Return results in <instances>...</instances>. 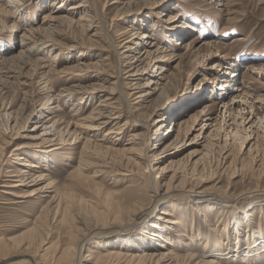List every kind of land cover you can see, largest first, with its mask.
<instances>
[{"label":"rangeland","instance_id":"374dc122","mask_svg":"<svg viewBox=\"0 0 264 264\" xmlns=\"http://www.w3.org/2000/svg\"><path fill=\"white\" fill-rule=\"evenodd\" d=\"M18 1L21 2L19 11L11 14L8 0H0V56L14 58V62H10L13 68L23 66L18 71L22 78L10 80L0 94L2 243L21 240L26 243L30 229L37 228L45 234L40 257L54 264H63L65 258H56L55 255L71 242L76 259L80 254L84 258L81 264H86L89 251L96 248L106 250L116 246L118 249L122 247L120 242L132 239L130 249L135 252L161 250V244L166 246L165 240L161 239L168 237L175 245L171 249L179 253L180 259H185L179 264H186L188 255L201 253V244L207 236L219 234L224 241L226 230L231 236L230 250L236 249L238 244L245 247V235L250 229L247 214H250L249 220L254 226L259 224L256 229L260 228L264 234V0H120L112 5V0H86L87 13L91 16L97 14L98 23L94 20L90 23L93 30H85L89 22H82L79 26L55 23L47 29L56 44L55 49L47 48L29 58L31 61L26 60L25 65L20 61H24L27 55L20 57L19 54L25 50L20 47L22 36L32 39L26 30H36L38 26L44 28V16L59 15L53 13L58 10L57 6L60 5V12L67 15L71 11L68 8L83 0ZM53 2L57 3L53 5L55 7H51ZM217 3L222 5L217 6ZM82 14L83 11H78L71 17L76 20ZM176 24L179 28L175 31L169 29ZM188 25L191 28H187ZM137 28L146 35L144 39L133 40ZM128 40L131 42L125 44ZM134 41L139 45H134ZM113 45L129 46L132 51L121 48L115 54ZM146 50L153 53V60L144 59ZM54 54L58 58L54 61L57 73L50 75L48 68H42L53 64ZM132 57H138L139 61L132 63ZM73 62L97 63L91 65L89 72H82L79 78L65 76L62 73L64 67ZM118 69L121 74L116 80ZM132 71L138 76L129 77ZM143 71L145 73H141ZM155 75L162 79L152 77ZM45 81H48L49 91L41 85ZM147 81L153 95L146 100L140 99L139 89L135 88ZM115 83L122 92L129 94L128 102L119 95ZM74 85L103 88L91 94L85 105L79 106L78 118L86 117L101 98L112 97L109 95L112 92L114 112L118 117L114 122L116 125L107 126L97 134L81 135L79 139L72 134L64 135L66 145H57L58 141L52 137L42 146L41 134L47 116L37 123L29 120L30 113L40 105H46L47 99H53L62 89ZM128 87L132 89L127 90ZM78 98L72 96L55 105V116L62 121L61 128L66 129L68 124L75 122L71 115L76 112H70V107ZM157 105L159 109L154 117L151 112ZM202 112L208 113L210 118L205 119ZM163 116L167 119L158 134L162 122L153 121ZM136 119L148 120L149 131L137 128ZM180 120L188 121L186 127H178ZM14 122L17 127H13ZM114 128H118L121 135L104 136L108 130L116 131ZM133 135L141 140L131 141ZM177 136L179 140L174 142ZM86 139L91 142L84 148ZM37 145L43 148L35 147ZM17 146L19 151H13ZM55 147L58 149L50 151ZM130 148L131 154L124 151ZM142 152L155 158L150 168L146 167ZM18 156L24 157L23 161L40 164V169L34 172L42 170L47 181L39 185L51 182L53 189L60 194L59 197L57 193V199L60 198L58 222L45 223L38 219L40 210L35 205L46 201L41 199V193L22 205L10 204L15 198L3 192L7 191L3 185L14 179L13 172L23 168L16 163ZM78 165L81 177L75 172ZM161 167L168 171L164 179L160 178L164 175H161ZM172 174L174 178L166 189L163 185ZM24 180L25 184H30L31 175ZM127 182L142 186V189L134 188L133 199L125 196L123 187ZM39 185L23 186L13 193L37 189ZM164 191L169 192L170 197L159 202L155 193L163 194ZM201 194L214 195L221 202L196 200ZM136 197H140L146 206L159 202L150 220L161 218V211L168 210L172 220L179 224L167 226L156 220L155 224L162 228L160 230L152 229L150 226L154 222L148 221L131 226V217L128 216L129 222L128 217L124 219L128 209L123 208L128 202L137 200ZM56 202L51 206L55 207ZM120 204L122 210L117 209ZM248 205L250 207L246 208ZM244 208L249 210L248 213ZM62 212L74 215L70 224L67 223L68 214L62 218ZM236 225L238 230L235 232ZM98 226L102 227L99 235L91 237L82 250L76 249L81 237ZM151 231L159 236L140 248L137 239ZM188 238L196 243L189 245ZM180 240L189 241L185 246L186 243ZM2 259L0 252V261ZM35 260L38 264H46L39 257ZM229 263L264 264V248L255 260L246 263L243 258H234Z\"/></svg>","mask_w":264,"mask_h":264},{"label":"bare ground","instance_id":"6f19581e","mask_svg":"<svg viewBox=\"0 0 264 264\" xmlns=\"http://www.w3.org/2000/svg\"><path fill=\"white\" fill-rule=\"evenodd\" d=\"M119 2H120V0H112V2L110 4L111 5L112 4H118ZM55 3L56 2H53L51 7L53 5H55ZM20 5H21V2L18 0H8L7 7H9V9L13 12L11 14H16L19 11ZM216 5L220 6L222 4L217 3ZM53 7H55V6H53ZM57 7H58L57 8L58 10L57 11L54 10L55 12H53V13H57L59 15L53 16V15L47 14L46 16H44V18H43V25L45 24L44 28H39V26H38V28H36V30H30V31L26 30L27 33H30V36L32 37V39H30L29 37H26L25 35L22 36L23 38H22L20 47L25 48V50L24 51L20 50L21 52L19 55H20V57H24L23 54L27 55L26 57H24V61H20V63L22 65L27 64L28 61L26 62V60H30L29 58H31L34 55H38L39 53H42L47 48H54L55 49L56 44H54V42H53L54 40H52L51 34H49L50 32L47 33V29L52 28L55 23L66 22V23H69L72 25H78L79 26V24H81L82 22H89L88 23L89 25H85V30L86 31L93 30L92 27H94V26L90 23H93L94 21H96L95 17H97V14H94L93 16H91L87 13L88 11L86 10V8H88V3L86 0H83V1L79 2L78 4H75V5L71 6L70 8H68V9H71V11L68 12L69 15L68 14L66 15V14L60 12V9H59L60 5ZM78 11H83V14L78 19L74 20L71 17V15H74ZM170 23H173V22L171 21ZM178 26L179 25H177V24L172 25V28H169V29H172V31H175ZM100 27H101V25H100ZM174 27H175V29H174ZM186 27L191 28L190 25H188ZM133 30H135V29L133 28ZM51 33H53V32H51ZM42 34H43V36H42ZM34 35H37V37H35ZM145 37H146V35L143 32H140L139 28H137V30L133 34V40H135V39L140 40V39H144ZM235 41H238V40H235ZM130 42H131V40H128L127 42H125V44L130 43ZM134 45L138 46L139 44H138V42H135ZM111 47H112V51L115 54H117L121 48H123L126 51H132V49L129 48V46H120V45L114 46L113 45ZM158 49H160V47H158L157 50ZM152 54L153 53L150 50L144 51V59H150L151 60ZM155 54H156V52H155ZM54 55L55 56L51 60V63H53V64H51V65L49 64L48 67L44 66L42 68V69L48 68L49 69L48 73H50V75L57 73L55 68H54V67H56L54 65V64H56L54 61H57L58 58H57L56 54H54ZM163 55L164 54H162V56ZM123 57L125 59H127L126 58L127 56H123ZM13 59L14 58H12V57L7 58L5 56H0V94H1V91L5 87H7V85L10 84V82H9L10 80H13V79L16 80L17 78L22 76L19 74L18 71L23 66L21 68L20 67L18 68V66H15V68H13L10 65V62L11 63L14 62ZM131 60H132V63H135V62L137 63V61H139L138 57H137V59L132 57ZM41 61H42V59H41ZM73 63H70L64 67L62 73L65 74V76L71 75L73 77L79 78V76H81L82 72H85V73L89 72L91 65L93 66V64H94V66H95V63H97V62H95L93 64L92 63L86 64L85 62H78V64H76V63L73 64ZM128 63H130V62H128ZM131 73L132 74H130L129 77L138 76V73L136 71H132ZM141 73H145V72L143 71ZM120 74H121V70L118 69L116 80H118V77L120 76ZM47 75H45V77ZM160 76H161V74H160ZM160 76L155 75L152 77H154L158 80V79H162ZM40 84H41V82H40ZM41 85H44V88L49 91V89L47 88V86L49 85L48 81H45ZM110 85L114 86V83H111ZM115 87L117 88L119 95L125 100V102H128L129 94L122 92L120 86H118V83H117V85L115 83ZM102 89L103 88H101L100 86H96V85L95 86L94 85H87V86L74 85V86H70V87L67 86V88L62 89L56 96H54L53 99H52V97L47 99L48 101H47L46 105H40L38 108L33 110L29 115V120H33L34 122L38 123L39 120H41L42 118L47 116L45 123L43 125V128H44L43 132L44 133L41 134L43 136L42 141H41L43 144H41V145L42 146L46 145L47 142H50V138H52V137L56 138V141H58L57 145H59V144L66 145V141H65L66 139L64 138V135L69 136L72 134L73 136H75L76 139H79V136H81V135H84V134L87 135L88 133L97 134L100 130L104 129L107 126L116 125V123H114V122L116 120H118V117L115 116L116 114L114 112V109H116V108H114L115 106L113 107V102H112L113 94H112V92H110V94H109L112 97L106 96V97L101 98L100 103L97 106L92 107L90 109V112L87 114L86 117L78 118L79 117V111H80L79 106L85 105L87 103L88 99L91 98V96H90L91 94L95 93L96 90L101 91ZM129 89L131 90L132 88L128 87L127 90H129ZM135 89H139L138 93H140V94H139L138 98H140V99L146 100L148 97L153 95L149 91V89H150V82L149 81L145 82L143 84V86L135 88ZM6 90H4V91H6ZM152 91H155V90H152ZM72 96L79 97L78 98L79 100L77 102H74L70 107V112H74V111L76 112L75 114L71 115L74 118L75 122H71V123L69 122L70 124H68L69 125L68 127L71 126L73 128L72 130H70V129H68V127L66 129L61 128L62 121H60L56 118L55 111L57 110L56 106L59 102L64 101V100H68ZM50 99H52V100H50ZM51 101H53V102H51ZM49 104L53 105V106L48 107ZM158 109H159L158 105L153 108L151 113L153 114L154 117H157ZM201 114L203 115V117L205 119L210 118L209 114L206 112L205 113L202 112ZM7 115H9V114H7ZM166 119L167 118L165 116H163V117L153 121V123L155 121L156 122H162L161 127L159 128V130H157L158 134L160 133V129L162 127H164V122L166 121ZM136 122L138 124L136 126L137 128L144 129L146 132L149 131L150 125L148 123V120H144V119L143 120H137L136 119ZM187 122H188L187 120H180L177 125L179 128H181V126L186 127ZM214 122H215V120H214ZM16 125H17L16 122H14L13 127H17ZM114 129H116V131L108 130L104 136H110L112 134H120L121 133L118 128H114ZM168 136H170V135H167V137ZM146 138H148V135ZM136 140H141V138L133 135V138L131 141H136ZM178 140H179V136H177L175 138L174 142H177ZM90 142H91V140L86 139L84 141V145H83L84 148H86V146ZM144 146L145 145H143L142 147H144ZM31 147H33V146H31ZM35 147L43 148L40 145H37ZM19 149H20V147L17 146L13 149V151H19ZM57 149L58 148L55 147V148L51 149L50 151L57 150ZM106 150H107V148H106ZM124 151L130 152V151H132V149L131 148L126 149ZM138 151L141 152L142 149H140ZM131 153L132 152H130V154ZM142 155H143L142 156L143 160L146 163V167L150 168L151 163L153 162V160H155V158H153V156L149 157L144 152H142ZM23 160H24V157H22V156L16 157L17 165H21L23 168L17 170V172H13V170H12V172L15 173V175L13 174V176H12V178H14V179L9 180L10 182H7L6 185L5 184L3 185L5 188H7V191L4 190L3 192L5 194L11 195L15 198V200L13 199V201L10 202V204H13V205H22V204L34 199L38 194L41 193L42 194L41 199L42 200L44 199L46 201L44 204H38L37 203V205H35V207L39 208V210H40V212L38 214V216H39L38 219H41V221L43 220L45 223H46V221L51 222V223L58 222L57 220H58V218H60L58 216V204H59L58 199H60V198L57 199V193H58V192L56 193L57 190L53 189V187L51 186V184H53V183H51V182H47L43 186L39 185L40 183L47 181V175L44 172H42V170L34 172L35 170L40 169V164H38L37 162H33V161H23ZM22 161H23V163H21ZM0 167H1V165H0ZM76 170H75L76 174L80 175V177H81L82 174H79L81 171L80 165L77 166ZM161 171H162L161 175L162 174H164V175L161 176L160 178L164 179L167 176L168 171L164 167H161ZM140 172H141L140 173L141 178H143V176H144L143 170ZM10 175H12V173ZM27 175H31V181H30V184H28V185L24 183V181H25L24 178ZM75 176L76 175H74V177ZM71 177H72V179H74L73 176H71ZM83 178L85 179V177H83ZM173 178H174V174H172L171 178L166 183H164L163 187L167 189L169 187V181L173 180ZM7 179H9V178H7ZM2 184H3V182H2ZM36 185H39L40 187L37 189H33V188L29 189V190H27L23 193H20V194L13 193V192H15L16 189H20L23 186H29V187L31 186L32 187V186H36ZM136 187H140V186L139 185L137 186V184H135L134 182H127L123 187V190H125V196L127 198L133 199L134 198L133 193L135 191L134 188H136ZM172 189H174V188H172ZM168 193L169 192H167V191H164L163 194L155 193V197L157 198V200H159V202H161V201H164L165 199H168L170 197V195H168ZM198 193H201V192H198ZM59 195L60 194L58 193V196ZM136 199L137 200H134L133 203L128 202L127 205L124 204L126 206L123 208L126 210L128 209V213L126 214L127 216L125 215L126 217H124V219H126L128 216L131 217L130 218V220L132 221L131 226H135V225H138L140 223H145L148 221V222H154L150 226L152 229L160 230L162 228H158V225H156L157 224L156 220L157 221L161 220L163 222V224H165L167 226H169V225L170 226H172V225L176 226L177 224H179L178 222L172 220V218H171L172 214L170 215V212L168 210L161 211V213H160L162 215L161 218H155V220H150L152 218V215H153V212L156 208V205L159 202H155V204H153L151 206H146V204L144 202L139 200L140 197H136ZM196 200L213 201V202L218 203V204H219V202H221L220 199H218V197H216L214 195H209V194L198 195V196H196ZM54 201H57L56 202L57 204L55 207H52L51 203ZM249 205H251V204H249ZM249 205L246 206V208H249L250 207ZM121 206H122L121 204L117 205V207H118L117 209H121ZM66 207H68V206H66ZM223 207H224V205H223ZM246 208H244L245 212L248 213L247 211H249V210H246ZM62 213H61V217L63 216L62 218H64V216L66 218V215L68 214V218H67L68 221L65 219L64 220L67 221L68 224H70L72 221L71 220V217H72L71 214L68 212V213H66V215L63 213L64 214L63 215ZM249 216H250V214H247V221H248L247 226H249L251 230L248 229V231L245 235V239H244V244H245L244 246L245 247H243L242 244H238L236 246V249H234L233 251L230 250V246H231L232 241H230L231 240L230 233L226 230V233H225L226 240H224L226 242H224L222 240V238L219 236V234H214L213 236H207L204 239L205 241H203L201 244L203 246L201 253H199L198 255H196V254L188 255L187 259H186V264H222L223 263L222 261L228 262V264H230L229 263L230 260L234 261V258L235 259L236 258H243L244 261L246 263H248L252 260H255L256 257H259L260 250L262 248H264V234L262 233V230L260 228L256 229L258 227L257 225H259V224L256 223L255 226H257V227H255L253 222L250 221L251 219L249 218ZM73 217H74V215H73ZM129 217L127 218L128 222H129ZM261 218L263 219V216H260V219ZM123 220H120V221L123 222ZM128 222H125V224ZM234 229L236 232L238 230V225H236ZM101 230H102V227H99V226L97 228L91 229L90 233H88V234L86 233V236L81 237V239L79 240L78 247H76V249L79 248L80 250H82L83 245L85 243H87V241L91 237L93 238V236H96V234L98 232H101ZM152 231L150 233L148 232L147 234H145V236H143L140 240L137 239V241L141 245V246H139L140 248L144 247L143 245L145 243H148L147 242L148 240L151 241L152 238L159 236L157 234H153ZM30 232H31V234L27 237L26 243H24V242L22 243V240L21 241H9L11 243H6L7 241L6 242L3 241V243H2V239L0 240V244L2 243V245L0 246V252L3 254V259L0 261V264H38L37 263L38 261L36 262V260H35L36 257H39L42 260H45L46 264H54L53 261L39 256L40 248L42 247L41 244L43 242V237L45 235V234H43V231H41L37 228L36 229L34 228L32 231L30 229ZM174 232L177 233L176 231H174ZM68 233H69V231H68ZM98 235L99 234H97V236ZM177 236L179 237L180 234L178 233ZM237 236L240 237V235L238 233H237ZM71 238H73V236ZM131 240L125 239L122 244H120L121 243L120 242L119 245L122 247H120L118 249L116 248L117 250L115 249L116 246L114 248L109 246L111 248H107L106 250H100L99 248H96L94 250H90L89 251L90 255L88 257L86 264H179V262H182L185 260V259H180L179 253H177L175 250L171 249V247L175 246V245L171 242V240L168 239V237H163L161 239V240H165L164 243L166 244V246L161 244L159 246L161 248V250H153V251L152 250H139V252H135L132 250V248L130 249V246L133 245ZM189 240H190V243H188ZM189 240L188 241L180 240V242H184V244L186 243L185 246L187 245V243L189 245L190 244L194 245V243H196L192 239H189ZM131 247H133V246H131ZM55 257L56 258L64 257L65 262H62L63 264L64 263L65 264H74V263L81 264L82 261L84 260V258L80 254L76 259V255H74V252L71 248V242H70V245H67L64 248H60L57 251ZM59 260L62 261V259H59ZM180 260H182V261H180ZM63 261H64V259H63ZM57 264H58V262H57Z\"/></svg>","mask_w":264,"mask_h":264}]
</instances>
